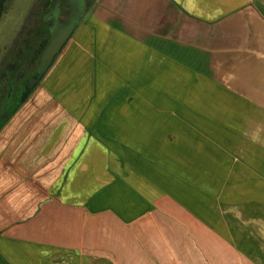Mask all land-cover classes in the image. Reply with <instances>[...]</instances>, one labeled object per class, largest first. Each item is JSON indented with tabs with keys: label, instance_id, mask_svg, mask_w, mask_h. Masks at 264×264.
<instances>
[{
	"label": "crops",
	"instance_id": "1",
	"mask_svg": "<svg viewBox=\"0 0 264 264\" xmlns=\"http://www.w3.org/2000/svg\"><path fill=\"white\" fill-rule=\"evenodd\" d=\"M249 105H264V0H92L0 126V264H134L138 248L147 263L168 248L136 223L164 211L162 169L199 167L219 130L248 135Z\"/></svg>",
	"mask_w": 264,
	"mask_h": 264
},
{
	"label": "rangeland",
	"instance_id": "2",
	"mask_svg": "<svg viewBox=\"0 0 264 264\" xmlns=\"http://www.w3.org/2000/svg\"><path fill=\"white\" fill-rule=\"evenodd\" d=\"M40 1H8L0 18V54L29 11H40ZM257 106L249 105L248 135H225L230 131L219 130L224 135L217 136L215 150L201 156L199 167L162 169L158 187L169 196L164 211L154 207L148 219L142 216L136 223L149 221L146 239L154 244L162 239L168 248H146L151 257L147 263L145 249L138 248L134 264H242L241 254L249 264L250 258L264 264V113H258L264 105L263 109ZM240 122L233 121L234 128ZM136 165L141 169L136 167L141 176L138 181L151 183L152 163ZM152 227H159L158 232L151 231Z\"/></svg>",
	"mask_w": 264,
	"mask_h": 264
},
{
	"label": "flooded vegetation",
	"instance_id": "3",
	"mask_svg": "<svg viewBox=\"0 0 264 264\" xmlns=\"http://www.w3.org/2000/svg\"><path fill=\"white\" fill-rule=\"evenodd\" d=\"M87 1L90 4L92 0H41L38 13L29 11L17 34L0 54V126L21 105V97L30 78L36 75L44 47L56 32L65 35L71 29L74 31L87 11L84 8ZM68 13L70 21L65 24Z\"/></svg>",
	"mask_w": 264,
	"mask_h": 264
},
{
	"label": "water",
	"instance_id": "4",
	"mask_svg": "<svg viewBox=\"0 0 264 264\" xmlns=\"http://www.w3.org/2000/svg\"><path fill=\"white\" fill-rule=\"evenodd\" d=\"M89 5H90L89 2L87 1L84 6L85 10L88 9ZM70 16H71L70 14L67 15L63 23L67 24L70 21ZM72 30L73 29L68 31V33L65 35H60L59 32H56V34L51 38L48 44L44 47L41 53V56H40V61H39V65L37 68L36 75L31 77L29 82L27 83L26 90L21 97L22 102L24 101L26 96L30 94V92L34 89L37 83L42 79L44 74L47 72V70L53 63L55 57L61 51L66 41L70 38L72 34Z\"/></svg>",
	"mask_w": 264,
	"mask_h": 264
},
{
	"label": "trees",
	"instance_id": "5",
	"mask_svg": "<svg viewBox=\"0 0 264 264\" xmlns=\"http://www.w3.org/2000/svg\"><path fill=\"white\" fill-rule=\"evenodd\" d=\"M8 1L9 0H0V18L2 14L6 11ZM15 110L10 113V115L1 123V125L4 124L8 120V118H10V116H12Z\"/></svg>",
	"mask_w": 264,
	"mask_h": 264
}]
</instances>
